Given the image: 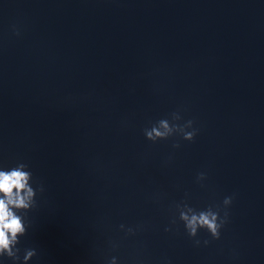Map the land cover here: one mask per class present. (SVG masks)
Here are the masks:
<instances>
[{
  "label": "water",
  "instance_id": "95a60500",
  "mask_svg": "<svg viewBox=\"0 0 264 264\" xmlns=\"http://www.w3.org/2000/svg\"><path fill=\"white\" fill-rule=\"evenodd\" d=\"M177 110L193 141L145 139ZM17 162L44 189L29 264H264V0H0V164ZM227 196L219 240L171 224Z\"/></svg>",
  "mask_w": 264,
  "mask_h": 264
},
{
  "label": "clouds",
  "instance_id": "9594fccd",
  "mask_svg": "<svg viewBox=\"0 0 264 264\" xmlns=\"http://www.w3.org/2000/svg\"><path fill=\"white\" fill-rule=\"evenodd\" d=\"M14 34L19 35V31L15 28ZM181 120L180 111H173L166 118H161L150 127H145L143 135L152 143L167 140L173 136H178L184 141H193L198 132V129L193 127L194 121L187 120L179 123ZM179 146L178 143L172 145L173 148ZM205 178L206 175L203 172L196 175L198 183ZM33 184H36L35 188ZM43 191V186L33 179L28 164L17 162L11 167L0 164V262L7 260L11 261V264H29L30 260L37 257L36 248L22 249L18 245L32 226L29 214L37 208L36 197ZM232 200L233 197L227 196L223 199L222 206L209 205L202 210L191 207L186 200H182L174 204L171 224H176L177 221L182 223L190 239L197 237L198 232L203 230L208 233L211 240H219L221 229L228 222L226 209ZM222 208L225 209L223 215H221ZM119 227L126 236L135 234V229L132 227L126 228L124 224ZM170 230L168 227L164 229L165 232ZM210 242L209 239L203 240L205 246ZM194 243L200 245L201 241L195 239ZM112 247L115 249L116 245L113 244ZM106 264H117V257H110Z\"/></svg>",
  "mask_w": 264,
  "mask_h": 264
}]
</instances>
